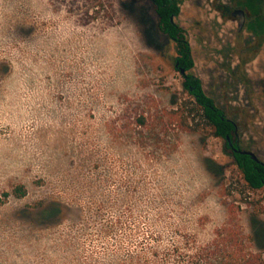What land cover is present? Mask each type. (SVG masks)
I'll return each instance as SVG.
<instances>
[{"label":"rangeland","instance_id":"1","mask_svg":"<svg viewBox=\"0 0 264 264\" xmlns=\"http://www.w3.org/2000/svg\"><path fill=\"white\" fill-rule=\"evenodd\" d=\"M109 1L0 0V264H177L175 247L264 223V189L243 183L221 138L135 125L136 107L183 95L176 44L153 0ZM254 8L182 0L176 20L192 71L264 161Z\"/></svg>","mask_w":264,"mask_h":264},{"label":"trees","instance_id":"2","mask_svg":"<svg viewBox=\"0 0 264 264\" xmlns=\"http://www.w3.org/2000/svg\"><path fill=\"white\" fill-rule=\"evenodd\" d=\"M153 2L159 28L176 44L175 69L181 74L183 95L169 108L136 107L132 112L135 125L149 127L151 122L158 121L161 127L173 125L182 131L205 132L221 138L223 150L232 158L243 183L252 190L264 189V161L243 152L247 149L241 147L237 123L206 93L202 79L192 71L195 65L192 45L185 28L176 20L182 0ZM96 3L98 11L106 5L113 7V3L107 4L106 0ZM248 4L256 7V21L264 33V0H248ZM17 194H25L24 186L18 188ZM174 252L177 253V264H264V223L255 219L250 232L240 224H225L216 230L212 240L189 243L183 249L175 247Z\"/></svg>","mask_w":264,"mask_h":264},{"label":"water","instance_id":"3","mask_svg":"<svg viewBox=\"0 0 264 264\" xmlns=\"http://www.w3.org/2000/svg\"><path fill=\"white\" fill-rule=\"evenodd\" d=\"M233 16H239L240 22H239V29H242L246 22V11L242 8H236L232 12ZM182 72H185V69L182 68ZM238 150V149H237ZM243 152L249 153L251 156H253L255 159H258L255 153L249 150H243Z\"/></svg>","mask_w":264,"mask_h":264}]
</instances>
